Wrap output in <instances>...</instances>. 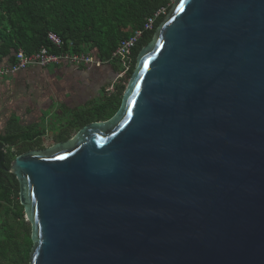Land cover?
<instances>
[{"label":"water","instance_id":"obj_1","mask_svg":"<svg viewBox=\"0 0 264 264\" xmlns=\"http://www.w3.org/2000/svg\"><path fill=\"white\" fill-rule=\"evenodd\" d=\"M10 172L31 264H264V0H175L119 113Z\"/></svg>","mask_w":264,"mask_h":264},{"label":"trees","instance_id":"obj_2","mask_svg":"<svg viewBox=\"0 0 264 264\" xmlns=\"http://www.w3.org/2000/svg\"><path fill=\"white\" fill-rule=\"evenodd\" d=\"M175 0H0V61L13 62L19 51L29 55L43 47L57 49L50 33L64 41V50L73 42L74 52H93L103 61H110L119 79L104 89L100 102L92 100L87 111L73 108V120L80 130L109 122L121 110L123 97L133 76L138 56L153 40L158 27L174 6ZM166 13L156 20L154 29L146 32L130 57L112 60L122 41L137 30L160 8ZM71 110V109H67ZM79 130V131H80ZM78 132V131H77ZM45 134L25 127L18 116L10 117L6 132L0 134V264H31L34 249L33 226H25L26 213L20 203V184L10 172L16 157L32 151L46 150ZM74 135H60L56 143H64Z\"/></svg>","mask_w":264,"mask_h":264},{"label":"rangeland","instance_id":"obj_3","mask_svg":"<svg viewBox=\"0 0 264 264\" xmlns=\"http://www.w3.org/2000/svg\"><path fill=\"white\" fill-rule=\"evenodd\" d=\"M64 67L63 65H52L48 67V70L53 73L57 69V67ZM115 75V74H114ZM25 75L21 73L16 77V80H14L12 83H6L4 85H0V91L2 95L8 96L9 99L13 101L12 110L11 112L21 116L22 119V125L23 126H30L31 124H38V126H34L32 128L38 129V131L44 133L45 136V146L46 149L52 148L56 146L59 143H56V137L60 135H77L80 131L79 124L77 123V120H74V124H71L74 115L73 109L82 105L88 104L89 101H91L93 98V104L97 105L96 103L100 102L101 96L104 95V89L109 88L110 86H113L115 84V79L110 80L111 82L108 83V86L106 88H97L92 87L93 83H90L88 81H85L82 79V81L74 82L77 85V88L79 86H82L83 91H90L92 92L90 94L82 92V94L79 93L77 101L74 103L70 102L69 100H64V103L69 107L71 104V110H67V106H60L59 104V95L55 96L53 101L58 102L59 104H55V108L53 110L46 109L49 107V97L45 96L46 91H42V89H46L47 86H50L52 83H48L45 80V77L39 81V75L32 79L31 77H27L25 79L23 78ZM8 78V77H7ZM60 80V79H59ZM17 82V83H16ZM46 83L45 87L44 84ZM95 83V82H94ZM1 95V102L3 100V96ZM49 99V100H48ZM55 102V103H56ZM88 107L82 106V109L79 111H87ZM2 110V108H1ZM32 110V114L29 113V111ZM42 110H46L45 116L43 117ZM1 116V114H0ZM1 128L3 125V120L1 122ZM80 130V131H79ZM78 131V132H77ZM25 226L31 227V222L29 217L25 216L24 222H22Z\"/></svg>","mask_w":264,"mask_h":264},{"label":"crops","instance_id":"obj_4","mask_svg":"<svg viewBox=\"0 0 264 264\" xmlns=\"http://www.w3.org/2000/svg\"><path fill=\"white\" fill-rule=\"evenodd\" d=\"M13 62L11 61L9 57L4 58L0 61V67H7ZM63 66L64 67H60V66L57 67V69L53 73H51L48 70V68H42L38 66L30 68L26 72H21L25 75L21 79H25L27 77H31L32 79H35L39 75V78H38L39 81L45 77V80L48 83H52L50 84V86H47L46 89H42V91H46L45 96L49 97L50 99V100L48 99L50 101L49 107L46 108V109H49L50 111L53 110V108H55V104L60 103L59 104L60 106L66 107L67 105L64 103V100H67V101L69 100L70 102H73V103L74 101L76 102L79 93L82 94V92H84V93L90 94V92H92L93 89L85 92L82 90V86H79L77 88V85L75 83L76 82L79 83L80 81H82V79L90 83H93L92 87L97 86V88H103V89L106 88V86H108V83L111 82L110 80L115 79V76H116V80L119 79L118 73L115 72V69L110 64H105L103 66L96 65L91 68H82V67L76 68V67L68 66V65H63ZM21 73L15 76L0 80V85L2 86L6 83L13 84L14 80H16V77L20 75ZM45 85L46 83L44 84V87ZM1 95L2 94L0 91V114H1L0 120L1 122L3 120V125H2L3 127L2 129H0V134L4 135L11 116L13 115L18 116L21 120V124H22L23 118L11 112L13 101L9 99L8 96L6 97L5 95H2L3 100L1 102ZM56 95L57 96L59 95V98H60L58 101L59 103L56 101H53ZM91 99L93 100V98ZM82 106H85V105H82ZM66 108L71 109L72 108L71 104L69 105V107L67 106ZM32 112H33L32 110L29 111L30 114H32ZM42 113L44 117L46 110H42ZM34 126H38V124L35 123V124H31L30 126H25V127L32 128ZM0 128H1V124H0Z\"/></svg>","mask_w":264,"mask_h":264},{"label":"built area","instance_id":"obj_5","mask_svg":"<svg viewBox=\"0 0 264 264\" xmlns=\"http://www.w3.org/2000/svg\"><path fill=\"white\" fill-rule=\"evenodd\" d=\"M165 13L166 8H160L145 23L143 30L134 31L130 38L122 41L118 49L114 52L112 60L130 57L135 47L144 37V34L152 31L156 20L160 15ZM49 38L53 46L57 49V52L52 51L50 47H43L39 52L32 55L24 51H19L12 64L7 67H0V80L15 76L35 66L48 68L52 65H68L76 68H91L96 65L103 66L110 64V61H103L93 52H74L73 42L69 44V50H64V41L55 33H50Z\"/></svg>","mask_w":264,"mask_h":264},{"label":"flooded vegetation","instance_id":"obj_6","mask_svg":"<svg viewBox=\"0 0 264 264\" xmlns=\"http://www.w3.org/2000/svg\"><path fill=\"white\" fill-rule=\"evenodd\" d=\"M26 72V71H25Z\"/></svg>","mask_w":264,"mask_h":264}]
</instances>
